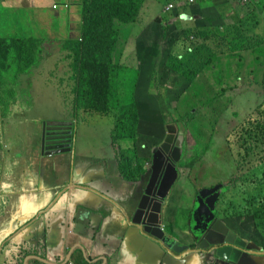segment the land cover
I'll use <instances>...</instances> for the list:
<instances>
[{"label":"rangeland","instance_id":"obj_1","mask_svg":"<svg viewBox=\"0 0 264 264\" xmlns=\"http://www.w3.org/2000/svg\"><path fill=\"white\" fill-rule=\"evenodd\" d=\"M53 1H19L22 9L11 13L15 14L12 20L19 23L18 26L24 32L23 36L38 42V44L34 42L29 48L32 66L24 70L23 65L26 64L21 61V68L20 65L12 63L11 68L6 70L9 77L6 81H14L10 78L16 74L19 81L16 84H7L5 88L10 87L9 85L22 87V83H31L33 87H37L34 93L21 91V99L15 97L13 103L19 105L18 102L22 101L25 110H28V105H34L31 114H36L34 116L40 120L48 121L52 118L50 122L60 121L61 130L65 129L67 123H72L73 142L77 143L75 138L80 135L79 141L86 143L88 148L96 152L110 156L114 145L118 150L121 171L128 176L139 168L145 171L149 164L154 165L155 155L158 151L159 154L163 151L161 148L168 136V127H175L176 140L183 146V149L181 148L183 158L176 162V165L182 163L184 166L182 181L197 179L199 190L212 185L214 189L222 190L217 194L218 200L223 202L222 205L216 207L211 204L213 211L216 208L222 211L220 223L229 228L228 217L234 218L237 213H250L256 217L257 224L250 233H247L248 237L257 238L259 243L264 244V39L259 38V34L260 36L264 34V0H235L244 11L242 15L248 20L249 26L237 21L234 25L243 27L246 31L234 33L232 42H227L223 34L213 32V22L194 25L196 18L197 21L201 20L198 9L201 8L202 1L189 2L193 14L174 18L177 13L181 14L180 7L187 2L163 0L162 9H159L162 16L155 18L151 23L154 14L153 2L141 0L137 20L133 23L138 27L137 32H132V26L126 27L119 22L117 16H113L114 30L120 36L118 44L121 42L122 45L119 46L120 53L114 58L112 56L111 65L114 70L106 73L112 85L107 112L78 107L77 98L81 90L72 77L76 73L72 67L74 51L69 42L75 43L80 37L63 42H58L55 38L50 40L52 36L48 34L46 37L44 31L47 27L39 18V16L43 18L44 15L41 13L38 15L35 11L40 9L42 12L44 6ZM226 2L227 4L218 5L219 10L225 13L231 8L228 3L232 2L233 5V0ZM215 3L212 1L208 5L213 17L217 12ZM5 5L9 7L7 3ZM169 5L174 6L166 9ZM177 8L179 12L172 13ZM47 11L50 14L52 12L51 9ZM92 11L90 13L80 11L78 21H81V34L84 20L92 23L99 17L95 10ZM182 11L185 12L184 9ZM5 14V7L1 4L0 23L7 16ZM228 18V15L215 17L216 20L224 21ZM184 21L190 22L187 28L181 26L185 24ZM256 22L262 24L253 27ZM103 23L112 24L111 19ZM173 24L176 28H172ZM202 27H207L208 32L203 33ZM225 33L232 35L229 31ZM213 34L219 36V40H216L220 45L218 49H213L215 44ZM164 37L175 43L167 47ZM142 39L146 41L141 46ZM98 40L106 41L103 37ZM176 61L178 63H175ZM182 61L186 65H182ZM213 61L219 66L217 71L221 66L229 64L223 67L224 71L229 74L234 70L240 77L236 78V75H233L227 78V75L223 74L225 79H219L217 71L213 73ZM159 64H165V67L171 70L166 81H160L158 89L155 85L153 88L154 94L162 101L161 108L155 107L160 109L158 114L155 111L153 114L145 112L143 119L145 125L151 126L154 122L159 123L161 113L166 118V133L160 146L155 144L152 133L142 131L135 124L138 119L132 111L138 105L136 102L139 97L136 93L132 95L131 92L135 91L129 89V83L137 77L134 70L146 68L149 72L156 71L158 74L162 70ZM10 93L11 91H8L9 95L0 99L9 98L11 95L17 96ZM154 94L147 95L144 100L151 102ZM146 106L149 105H144ZM188 113L196 115L190 126L192 123H198L201 131L198 136L195 135L197 131L194 133L191 127L185 125L184 117ZM5 114L6 116L11 114L6 111V106ZM176 118L180 120L174 122ZM44 128L46 122L42 123V130ZM3 138L5 143L15 142L20 150H28L26 145L10 134ZM72 148L67 153L71 152ZM54 168L58 169V164H54ZM181 168L179 167V170ZM132 178L135 180L137 177ZM179 184L180 180L175 186ZM140 187L141 184L139 189ZM185 189L178 197H173L171 191V197L168 199L172 205L175 226L180 229L183 238L190 221L193 220L190 195L195 192L194 185H188ZM132 201L131 198L123 206V218L131 219L129 209ZM215 220L213 215V221ZM172 228L171 225L169 231ZM172 240L177 239L173 237Z\"/></svg>","mask_w":264,"mask_h":264},{"label":"crops","instance_id":"obj_2","mask_svg":"<svg viewBox=\"0 0 264 264\" xmlns=\"http://www.w3.org/2000/svg\"><path fill=\"white\" fill-rule=\"evenodd\" d=\"M19 1L24 0H0L7 15L0 23V97L9 95L8 91H11L10 94L17 95L11 96L20 98L21 91L26 90L30 94L37 88L31 83L5 88L7 84L19 81L18 76L11 77L14 79L12 82L6 81L9 79L6 70L11 68L10 65L24 61L17 42L20 39H27L32 44L37 42L23 36L19 23L12 20L15 14L11 13L22 9ZM179 1L187 2L181 5V14L192 13L188 0ZM196 1H202L198 9L200 21L213 19L208 7L212 1L216 2L217 17L228 15L227 21H213V32L223 34L227 42L233 41L234 33L246 31L234 25L237 21L249 26L242 15L244 11L235 0L233 5L228 3L231 8L226 10L227 14L218 7L227 4L226 0ZM152 2L154 14L151 23L162 16L159 9H162L163 0ZM83 4L84 0H54L44 6L42 12L35 9L38 15H44L39 18L47 27L44 31L46 37L49 34L52 36L50 40L55 38L58 42L80 37L81 21L78 17L80 11L83 12ZM55 5H58L57 9L53 8ZM48 9L52 10L51 14ZM196 19L194 25L200 26L202 22ZM184 22L181 26L187 28L190 22ZM132 27L131 31L137 32V25ZM201 31L208 32V29L202 27ZM226 31L232 35H227ZM214 42L213 49H218V41ZM7 99H0V264H264V244L257 238L248 237L244 227L236 233L238 237H228L229 241L247 247L240 248L245 253L242 256L237 250L215 252L199 241L186 246L174 240L168 248L158 240L150 239L147 233L122 216L123 206L131 198L134 200L138 188L134 185V178L122 173L114 145L111 155L107 156L88 148L86 143L79 141V135L75 138L78 144L73 142L71 152L43 153V134H51L55 130L54 125L48 126L53 119H37L36 114H31L34 105H28V110H25L22 101L16 105ZM5 106L11 113L9 116L5 114ZM44 122L46 128L42 130ZM53 124H60V121ZM8 134L19 139L28 150H20L15 142L5 143L3 137ZM54 164H58V169ZM180 171V184L173 187V197L183 193L184 185H192L188 180L182 181L183 167ZM78 212H84V218L90 216L87 228L75 222ZM256 224L254 219L247 223L248 233ZM186 239L191 237L187 234L182 241Z\"/></svg>","mask_w":264,"mask_h":264},{"label":"trees","instance_id":"obj_3","mask_svg":"<svg viewBox=\"0 0 264 264\" xmlns=\"http://www.w3.org/2000/svg\"><path fill=\"white\" fill-rule=\"evenodd\" d=\"M141 0H84L83 4V12L90 13L95 10L99 15L97 19H94L92 23H89L87 20L83 21V31L80 36V39L75 43H70L69 45L72 47L74 54L72 55V67L75 69V75L72 76L77 83V86L81 90L78 100V107L82 106L86 109H91L95 111L107 112L108 109V101H109V93L110 89H112V85L110 84L109 76H106V73L114 70V67L111 65L112 59L118 54L119 46H121V42L118 44V39L120 36L114 30V23L112 20L113 16H117V19L126 27L133 26L137 20L139 14V7ZM146 1V0H145ZM192 0H188V3ZM92 9V10H91ZM191 10V8H190ZM175 12H179L178 9ZM174 12V13H175ZM179 13H177L174 18L178 17ZM104 17V18H103ZM217 14H214L213 19L204 18V20L199 22H215ZM111 19L110 25L104 24L103 21L107 22ZM261 25V22H256L253 27ZM162 28V25L159 24ZM212 26V25H211ZM172 28H176L175 25H172ZM171 30V29H170ZM164 31V30H163ZM163 34V33H162ZM161 34V35H162ZM169 36V34H168ZM103 37L106 41L102 42L100 39ZM260 39H264V34L260 36ZM258 38V39H259ZM166 42V46L169 47V44H174V41L168 40L166 37L163 38ZM213 40H219V36L217 34H213ZM146 41V39L141 40V46ZM18 51L22 50L24 64L23 69L26 70L30 66H32L30 59L32 58L30 47L32 43L27 39H20L17 42ZM118 44V45H117ZM113 56V58H112ZM28 62H25L27 61ZM175 63H178L177 61ZM22 66L21 61L15 63ZM182 65H186L184 61L181 62ZM214 65V62H213ZM229 64H225L220 67V69L216 72L219 75V79H225L223 74L227 75V78H230L233 75L240 77L237 72L234 70L230 71V73H226L223 69L224 66H228ZM160 70L157 74L156 71L154 73L149 72L146 68H137V71L134 70V73L137 74V77L133 79L132 83H129V89L135 92H131L132 95L136 93L139 97L136 105L133 108V115L138 119L135 121V124L141 128V130L146 133H152L151 136H154L155 144L159 145L163 141L166 133V124L167 120L162 116L158 118L159 123L154 122L153 125H145V119H143L145 112L154 111L158 114L161 108L162 101L157 98V95L154 94L153 88L154 85L158 89V85L160 81H166L167 75L170 73V68L165 67V64H159ZM178 66V65H177ZM215 66V65H214ZM219 68V67H218ZM17 76L14 75L13 78ZM142 84V85H141ZM224 85L222 83H219ZM154 94L152 96V101L147 102L144 98L147 95ZM13 96L9 97L7 100L12 103ZM76 100V104H77ZM148 104L149 106L144 107V105ZM75 107V110L78 108ZM196 118L195 114L188 113L184 117L185 125L191 127L194 130L196 136L199 135L200 128H198V123H190ZM180 118H176L177 122ZM264 161V160H263ZM144 171L139 168L137 171L131 173L132 177H139Z\"/></svg>","mask_w":264,"mask_h":264},{"label":"water","instance_id":"obj_4","mask_svg":"<svg viewBox=\"0 0 264 264\" xmlns=\"http://www.w3.org/2000/svg\"><path fill=\"white\" fill-rule=\"evenodd\" d=\"M55 126H60V124ZM68 128V131H70L71 127ZM174 133H176L175 127L169 126L168 136L161 148L163 152L167 151L166 146L172 143ZM58 140L59 139L56 137V135L44 133L42 147L44 149L47 147L48 149L52 150L54 154H60L70 150V148L65 149V147L61 148L60 146L53 147L57 144ZM180 144L181 143L179 142L174 152L177 155L176 161L168 164L166 169L161 174H159L156 180L154 177L155 170L153 171L152 175V170H148L147 173L141 177V183H143V186H141L140 189L138 187L136 190L134 200L132 201L129 209L131 219L125 218L126 220H131L137 229L147 233L150 239H156L168 248H170L175 242L172 240L173 237L176 238L177 236L176 239L179 242H183L180 229L176 228L175 226L172 206L167 198L168 192L177 178L176 162H178L181 157ZM157 154H159V151ZM215 190L216 189H214V191ZM207 191L213 192V190ZM202 193H200L199 197H203ZM196 205H198V207ZM196 205L194 206L193 211H191V214H194L193 223L195 224V228L193 226L188 227L184 234V237L187 234L190 237L191 234H193L194 237L190 241H185L184 243L189 244L192 241H199L205 244L207 249L213 248V251L215 252L237 250L241 256L245 254L240 250V248H244V245H237L235 244V241L228 240V237L230 236L228 227H223L222 224L220 222L217 223L216 220L213 221V206L209 205L208 203L204 204L209 214L203 217L202 215L200 216V213H198L203 204L199 202ZM83 213L84 212H78L74 219L79 226L87 228L91 218L88 214V217L84 218ZM200 221L202 225L199 227ZM171 225L173 228L171 231H169Z\"/></svg>","mask_w":264,"mask_h":264},{"label":"flooded vegetation","instance_id":"obj_5","mask_svg":"<svg viewBox=\"0 0 264 264\" xmlns=\"http://www.w3.org/2000/svg\"><path fill=\"white\" fill-rule=\"evenodd\" d=\"M50 125H54V128H55V130L51 134L56 135V137L59 139L57 141V144L54 145L53 147H56V146H60L61 148L66 147L68 145L69 138L71 137L70 131H66L67 129L61 130L60 126H55V124H53V122L48 124V126H50ZM65 128H67V127H65ZM167 131H168V129H167ZM163 142H164V140L161 142V144ZM177 143H179V142L176 140V135H175V137H173V144L166 146L167 151L163 152V154H156L155 161H154V168H155V170H157V172L159 170V173H158L157 177L155 178V180L158 178L159 174H161L166 169V166L168 164L176 161L177 155L173 152H174V149H175V146L177 145ZM152 165H153V163H152ZM212 188L214 189L215 187H213V185L202 187L203 190L202 189L201 190L203 193L202 192L201 193L203 194L204 197L200 198V200H201V203L203 204V206L198 211V213L205 214V215L209 214L207 208L204 206L205 203H208L209 205L214 204L216 207H220L222 205L223 202L219 201L218 196H217V194L220 193L222 190L218 189V190L213 191V192H209V191L205 190V189H212ZM201 190H198V192H200ZM198 192H196V196H195L196 202H197L198 196H199ZM221 214H222V211L217 209V208L213 211V215L216 218L217 223L220 222V215ZM228 224H229L230 229L233 232H238L242 227L245 228V223L239 217V213L235 214L234 218H232L231 220L228 221ZM180 244H183V242H180Z\"/></svg>","mask_w":264,"mask_h":264},{"label":"clouds","instance_id":"obj_6","mask_svg":"<svg viewBox=\"0 0 264 264\" xmlns=\"http://www.w3.org/2000/svg\"><path fill=\"white\" fill-rule=\"evenodd\" d=\"M174 5H169V6H166V9H167V7H173ZM57 5H55V6H53V8L54 9H57ZM178 9V11H179V8H177ZM175 11H177V10H174L172 13H174ZM182 15H184V14H180V15H178V17L179 16H182ZM184 20H186V19H184ZM214 62V61H213ZM215 65V66H214ZM214 65H213V73L218 69V65H217V63L216 62H214ZM66 127L67 128H65V129H67L66 131H68L69 130V128L68 127H71V130H72V123H67L66 124ZM45 129V128H44ZM43 129V130H44ZM71 130H70V133H71ZM177 131V130H176ZM173 137H175V133L173 134ZM172 143H173V141H172ZM72 146H73V136H72V134H71V137L69 138V141H68V145L65 147V149H68V148H70V150H71V148H72ZM177 146H178V143H177V145L175 146V149L177 148ZM180 148H182V144H180ZM69 150V151H70ZM42 151H43V153H47V154H49V155H52V154H54L53 153V151L52 150H50V149H48L47 147L44 149L43 147H42ZM162 154H163V151L161 152ZM60 154H63V153H60ZM180 158H183L182 157V152H181V149H180ZM153 166L154 165H152V164H149L148 165V167L146 168V169H144L145 171L138 177V178H136L135 180H136V183L134 184V185H137V188L139 187V185L141 184V186H143V183H141V177L143 176V175H145L146 173H147V171L148 170H152V172H151V175H152V173H153V171L155 170V168L153 169ZM178 166V167H177ZM179 167H183L184 168V166L182 165V163L181 164H178V165H176V168H177V178H176V180H175V182H174V184L172 185V187H171V189L169 190V192H168V195H167V198L169 199L170 197H171V191H172V189H173V187L176 185V183L179 181V180H181V171L179 170ZM192 185H194V189H195V192H193V193H191V195H190V203H191V211H193V209H194V206L196 205V204H198L199 202H201V200H200V198H202V197H199L198 196V200H197V202L195 201V196H196V192H198V190H199V187H198V184H197V182H196V180L195 181H191L190 179H187ZM189 184H187V185H184L183 186V188H184V190H186L185 188H186V186H188ZM203 190V189H202ZM202 190L198 193L199 195H200V193L202 192ZM216 191V190H215ZM172 206V205H171ZM197 207H198V205H196ZM201 209V208H200ZM206 216L205 214H200V216ZM208 215V214H207ZM235 216V215H234ZM194 217V214H192V218ZM239 217L243 220V222L245 223V230H247V233H248V228H247V223L251 220V219H254L255 221H256V217L255 216H253V218H250L251 217V215H250V213H240L239 214ZM232 218L231 217H228V219H227V221H229V220H231ZM201 220H202V218H201ZM257 223V222H256ZM202 225V223L200 222V225H199V227ZM194 227L195 228V224L193 223V220H191L190 221V224H189V227ZM223 226V225H222ZM224 227V226H223ZM229 229V231H230V235H233V236H235V237H238L237 235H236V233L237 232H233L231 229H230V227L228 228ZM190 230V229H189ZM194 237V235L193 234H191V239ZM190 239V240H191ZM190 240H187L186 239V241H190ZM183 244L184 245H186V246H190V243L188 244V243H184L183 242Z\"/></svg>","mask_w":264,"mask_h":264},{"label":"bare ground","instance_id":"obj_7","mask_svg":"<svg viewBox=\"0 0 264 264\" xmlns=\"http://www.w3.org/2000/svg\"><path fill=\"white\" fill-rule=\"evenodd\" d=\"M182 149H183V146H182ZM155 175H154V177L156 178L157 177V175H158V173H159V170H158V172H157V170H155Z\"/></svg>","mask_w":264,"mask_h":264},{"label":"built area","instance_id":"obj_8","mask_svg":"<svg viewBox=\"0 0 264 264\" xmlns=\"http://www.w3.org/2000/svg\"><path fill=\"white\" fill-rule=\"evenodd\" d=\"M68 264H73V263H68Z\"/></svg>","mask_w":264,"mask_h":264}]
</instances>
